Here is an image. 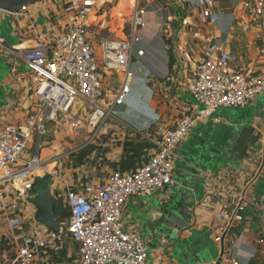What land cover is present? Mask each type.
Here are the masks:
<instances>
[{
    "label": "crops",
    "instance_id": "0c3cea01",
    "mask_svg": "<svg viewBox=\"0 0 264 264\" xmlns=\"http://www.w3.org/2000/svg\"><path fill=\"white\" fill-rule=\"evenodd\" d=\"M93 1L87 31L98 40L129 37L132 15L137 8H145V28L135 46V50L143 48L145 53L132 62L135 76L126 103L116 108L94 138L88 129L73 127L60 117L46 123L44 136L33 133L22 160L35 155L43 160L58 157L48 164L55 199L63 197L66 183L89 194L113 172L134 171L142 159L155 152L161 133L179 116L198 107L183 82L192 60L202 50L205 36L220 40L234 59L232 67L264 78V0H208V9L201 8L200 0ZM80 4L81 0H42L28 6L21 15L10 17L11 35L18 42L8 46L0 37V130L8 124H23L36 111L29 71L11 53L12 48H32L39 41L52 43ZM120 6L123 10L117 12ZM210 16L217 20L215 25L209 22ZM7 17L0 13V25ZM121 80L119 74L104 72L103 84L109 93L119 88ZM260 97L250 105L228 108L237 112L231 121L217 114L227 109L221 108L196 124L177 149L174 185L165 192L134 196L126 203L123 221L144 239L147 264H226L221 257L232 253L243 262L251 258L256 246L250 239L264 236V100ZM83 109L79 101L74 112L83 117L87 115ZM217 133L218 157L225 158V148L232 149V157L226 165L202 169L191 188L196 201L207 198L214 203L192 215L185 230L164 228L162 232L167 234L157 235L153 228L158 206L184 182L189 171L197 172L193 156L197 145L216 138ZM40 142L42 148L38 150ZM243 194L245 200L240 202L238 198ZM222 202L231 210L241 205L233 226L225 236L222 233L223 241L217 244L214 236L224 227L217 209V203ZM62 238L51 240L54 246L48 251V259L38 264H72V250ZM10 256L3 236L0 264H9Z\"/></svg>",
    "mask_w": 264,
    "mask_h": 264
},
{
    "label": "built area",
    "instance_id": "2783aa9c",
    "mask_svg": "<svg viewBox=\"0 0 264 264\" xmlns=\"http://www.w3.org/2000/svg\"><path fill=\"white\" fill-rule=\"evenodd\" d=\"M208 2L200 0L201 8L208 9ZM94 5L93 0H81L64 24L62 34L52 43L39 41L32 48L17 45L11 50L29 71L36 111L23 124H8L0 130V238L5 236L10 247L9 264H38L47 260L54 242L66 236L76 245V264H147L144 239L123 221L126 203L134 196L161 193L174 185L177 149L196 124L221 108L244 107L264 95V78L232 67L234 59L219 44L220 40L205 36L202 50L192 60L183 82L198 107L179 116L173 126L165 129L156 142L155 152L142 159L134 171L113 172L89 194L66 183L63 197L56 200L67 215L55 236L37 222L30 196L34 179L48 175V164L58 157L43 160L35 155L22 160L28 143L33 133L44 136L46 123L58 117L69 120L73 127L83 126L94 138L116 108L126 103L135 76L132 62L145 53L143 48L135 50L140 42L139 33L145 28V8H137L132 15L129 37L98 40L87 31V18ZM0 13L8 17L21 15ZM209 22L215 25L217 20L210 16ZM104 72L122 77L119 88L111 93L104 87ZM79 101L87 113L83 117L74 112ZM41 148L40 142L37 149ZM238 200L244 201V194ZM213 203L207 198L196 201L192 215ZM240 205L231 210L227 203H217L224 227L214 236L215 243L222 242L233 226ZM250 241L256 248L249 260L243 262L232 253L230 257L222 256L221 261L264 264L263 234Z\"/></svg>",
    "mask_w": 264,
    "mask_h": 264
},
{
    "label": "water",
    "instance_id": "95a60500",
    "mask_svg": "<svg viewBox=\"0 0 264 264\" xmlns=\"http://www.w3.org/2000/svg\"><path fill=\"white\" fill-rule=\"evenodd\" d=\"M42 0H0V11L6 12L10 15L20 14L24 8L30 5L40 3ZM229 110L230 109H224ZM236 115L237 112L232 113ZM222 135V134H221ZM216 138L209 141L200 142L194 152L195 169L197 172L189 171L185 176L184 182L172 191V194L158 206V217L155 220V227L153 230L157 235L167 234L162 231L164 228L173 229L175 231H182L188 227L191 216L193 214V208L196 196L192 195L191 188L196 183L195 176L200 173L202 169L207 167H216L215 164L219 163L222 157H218L216 152L217 140L220 134L217 133ZM220 144V143H219ZM225 148L223 154L225 158ZM230 156L231 149H228ZM222 154V155H223ZM220 166V165H219ZM52 178L48 175L39 176L34 179L31 187L30 201L36 208V220L41 225L49 229L55 236L59 234V226L62 215V205L52 196L51 193ZM167 189L164 190V192Z\"/></svg>",
    "mask_w": 264,
    "mask_h": 264
},
{
    "label": "rangeland",
    "instance_id": "374dc122",
    "mask_svg": "<svg viewBox=\"0 0 264 264\" xmlns=\"http://www.w3.org/2000/svg\"><path fill=\"white\" fill-rule=\"evenodd\" d=\"M122 10H123V7L120 6L119 8H117L116 11L120 12ZM9 22H10V17H7V18H5L4 22L0 25V37L5 39L8 46H12V45L17 44L18 40H17V37L11 35L12 27L10 26ZM260 100H264V95H261ZM233 111L234 110H230V111L224 110L221 113H217V114H219V116H221L223 119H227V120L231 121L235 117V114L232 115ZM79 132H84V130L83 131L79 130ZM231 153H232V149L230 151V156L228 154V156L226 158L221 159V161L219 163H216L215 166L226 165V163H228L227 161H229L232 157ZM215 169H216V167H215ZM66 215L67 214L64 212V210H62L61 221L64 220ZM62 241L68 245V249L72 250V260L71 261H72V264H76L75 263V260H76V245H75V243H73L67 236L63 237Z\"/></svg>",
    "mask_w": 264,
    "mask_h": 264
}]
</instances>
